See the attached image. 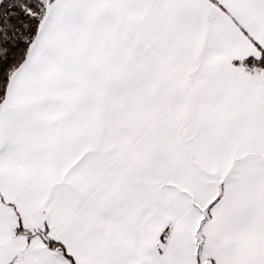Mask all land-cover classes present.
I'll use <instances>...</instances> for the list:
<instances>
[{"label": "snow or ice", "instance_id": "snow-or-ice-1", "mask_svg": "<svg viewBox=\"0 0 264 264\" xmlns=\"http://www.w3.org/2000/svg\"><path fill=\"white\" fill-rule=\"evenodd\" d=\"M0 264H264V0H0Z\"/></svg>", "mask_w": 264, "mask_h": 264}]
</instances>
